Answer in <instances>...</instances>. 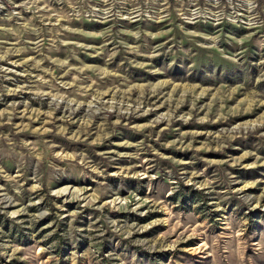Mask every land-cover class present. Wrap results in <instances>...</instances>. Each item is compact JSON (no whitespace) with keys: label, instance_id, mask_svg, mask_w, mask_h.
Instances as JSON below:
<instances>
[{"label":"rangeland","instance_id":"rangeland-1","mask_svg":"<svg viewBox=\"0 0 264 264\" xmlns=\"http://www.w3.org/2000/svg\"><path fill=\"white\" fill-rule=\"evenodd\" d=\"M0 264H264V0H0Z\"/></svg>","mask_w":264,"mask_h":264}]
</instances>
